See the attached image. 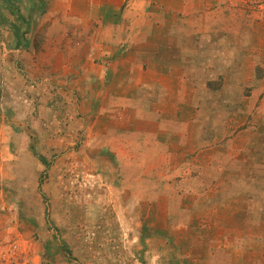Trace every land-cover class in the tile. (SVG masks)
<instances>
[{
    "label": "rangeland",
    "instance_id": "1",
    "mask_svg": "<svg viewBox=\"0 0 264 264\" xmlns=\"http://www.w3.org/2000/svg\"><path fill=\"white\" fill-rule=\"evenodd\" d=\"M94 4L168 40L171 98L102 120L54 80ZM0 264H264V0H0Z\"/></svg>",
    "mask_w": 264,
    "mask_h": 264
},
{
    "label": "crops",
    "instance_id": "2",
    "mask_svg": "<svg viewBox=\"0 0 264 264\" xmlns=\"http://www.w3.org/2000/svg\"><path fill=\"white\" fill-rule=\"evenodd\" d=\"M94 5L70 7L78 21L73 23L79 24L72 29L76 30L75 35L63 33L54 42V59L65 61L54 74V80H59L60 85L68 81L78 95L86 97L89 113L102 120L105 116L118 119L117 114L124 115L128 110L140 116V103L149 107L146 102L150 92L171 98L172 87L168 82L176 81L175 75L178 76L173 70L176 59L167 49L166 58H157L159 43L164 45L168 40L158 42L155 36L132 32L124 38L119 35L122 29L103 24L100 16L106 11ZM144 92L147 95H141ZM162 115L166 114L159 117Z\"/></svg>",
    "mask_w": 264,
    "mask_h": 264
}]
</instances>
